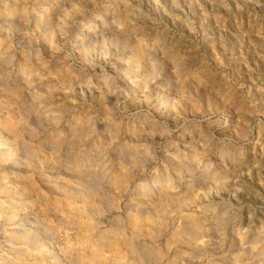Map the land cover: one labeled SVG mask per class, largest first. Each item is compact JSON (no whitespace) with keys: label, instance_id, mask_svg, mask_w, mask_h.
I'll list each match as a JSON object with an SVG mask.
<instances>
[{"label":"rangeland","instance_id":"obj_1","mask_svg":"<svg viewBox=\"0 0 264 264\" xmlns=\"http://www.w3.org/2000/svg\"><path fill=\"white\" fill-rule=\"evenodd\" d=\"M81 257L264 264V0H0V264Z\"/></svg>","mask_w":264,"mask_h":264},{"label":"bare ground","instance_id":"obj_2","mask_svg":"<svg viewBox=\"0 0 264 264\" xmlns=\"http://www.w3.org/2000/svg\"><path fill=\"white\" fill-rule=\"evenodd\" d=\"M18 9V8H17ZM16 9H12V10H10L9 8H7V10H6V12H7V14H9V15H13L14 13V11H15ZM139 42V41H138ZM141 42V41H140ZM137 43V42H136ZM141 45H143V44H141ZM140 44L139 45H136V47L135 46H133V47H135V50H134V54H135V57H133V58H136V61L135 60H133L134 62H136V63H134L135 65H134V67L135 66H141L140 64H143V58L146 56V54L148 53L147 51L148 50H146V49H144V47H142ZM147 48V47H146ZM148 49V48H147ZM151 50V49H150ZM149 54V53H148ZM148 54H147V56H148ZM132 56V55H131ZM132 61V60H131ZM137 64V65H136ZM136 68V67H135ZM27 70V69H26ZM26 72V71H25ZM152 72V71H151ZM141 80V79H140ZM145 83V82H144ZM131 85V84H130ZM145 86V85H144ZM132 87V86H131ZM137 87V86H136ZM135 87V88H136ZM7 121V120H6ZM10 121V120H9ZM6 122L5 123V126H7L8 128H10V129H12V130H14L15 128H13L14 126L12 125V123L11 122ZM144 125V124H143ZM145 130V129H144ZM143 130V131H144ZM133 134L134 135H136V136H139V135H141L142 133H141V131H139V130H137V129H134L133 131ZM146 133H148V131H146ZM19 137H20V135H19ZM19 137H17L18 139H19ZM140 137V136H139ZM16 138V137H15ZM195 141V140H194ZM58 143V142H57ZM58 144H60V142L58 143ZM58 144H56L55 145V147H58ZM196 148V147H195ZM59 149V148H58ZM196 151V150H195ZM167 154H169V152L167 153ZM166 154V155H167ZM171 156H173L172 154H170ZM131 156V155H130ZM134 156V155H133ZM136 156V155H135ZM132 157V156H131ZM138 157V156H137ZM134 158V157H133ZM173 158H175V156L173 157ZM133 160V159H132ZM122 181V180H121ZM163 193V192H162ZM161 193V194H162ZM166 193V192H165ZM167 194V193H166ZM160 195V194H159ZM163 195V194H162ZM165 196V195H164ZM67 201V200H66ZM93 202V201H92ZM91 202V203H92ZM67 209H66V212L67 213H65V214H68V215H66V216H68V220H70L71 222H73V223H75L76 225L78 224H80L79 222H83L82 221V219L80 218V214L82 213V211H83V209L84 208H78V207H71V202H69V201H67ZM92 205H94V207H95V204L94 203H92L91 204V206ZM74 206V205H73ZM207 206V205H206ZM210 207H212V205L210 206ZM209 206L205 209V212L207 211V212H209V211H211L212 209L210 208ZM64 212H65V210H64ZM84 213V212H83ZM137 218V217H136ZM146 218V217H145ZM144 218V220L145 221H147V222H145V223H148V222H150V220L148 221L147 219H145ZM81 219V220H80ZM140 219V218H139ZM197 220V219H196ZM143 221V220H142ZM200 221V220H199ZM199 221L197 220V222L195 223V224H197V225H199L200 223H199ZM85 223V222H84ZM141 221L140 220H138V219H133V221H132V224H133V227H135V229L137 228V229H140V226H142L141 225ZM151 223V222H150ZM150 223L148 224V225H150ZM152 224V223H151ZM194 224V225H195ZM147 225V224H146ZM147 225V226H148ZM196 225V226H197ZM143 226H144V224H143ZM84 228V227H83ZM187 229V228H186ZM141 231H142V229H140ZM151 231V230H150ZM199 232V231H198ZM85 237H86V234H83ZM79 237V236H78ZM89 238V237H88ZM78 239H80V240H82L80 237L78 238ZM102 240V239H101ZM86 241V240H85ZM82 242V241H81ZM114 242V241H113ZM112 242V243H113ZM115 245V244H114ZM92 248V247H91ZM115 248H116V245H115ZM114 248V249H115ZM119 248H120V246L119 245H117V249L118 250H113V251H117V253L120 251L119 250ZM95 249V248H94ZM94 249H92L91 250V257H92V263L93 262H96V260H97V258L101 255V253L103 254L104 252H100L99 250H94ZM102 249V248H101ZM115 253V252H114ZM84 254V253H83ZM120 254V253H119ZM82 255V254H81ZM85 255V254H84ZM117 255V254H116ZM86 256L88 257L89 255H87L86 254ZM106 256V255H105ZM80 257V256H79ZM87 257H81L80 259V264H87L88 262H86L88 259H87ZM90 257V258H91ZM102 257H104V255H102V256H100V259H102V262H103V260H105V259H103ZM114 257V256H113ZM112 257V258H113ZM118 257V256H117ZM87 259V260H86ZM99 261V260H98ZM97 261V262H98ZM107 261V260H106ZM101 262V261H100ZM88 264H90V263H88Z\"/></svg>","mask_w":264,"mask_h":264}]
</instances>
